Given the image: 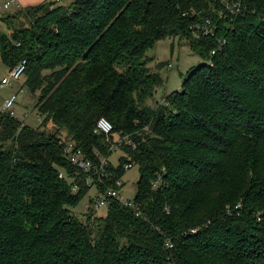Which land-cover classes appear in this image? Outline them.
<instances>
[{
	"label": "trees",
	"instance_id": "16d2710c",
	"mask_svg": "<svg viewBox=\"0 0 264 264\" xmlns=\"http://www.w3.org/2000/svg\"><path fill=\"white\" fill-rule=\"evenodd\" d=\"M223 1H54L0 14V58L10 69L27 61L43 117L38 128L0 117V264H264V0H242L238 15ZM169 37L203 65L155 109L147 54ZM101 118L110 136L96 133ZM121 134L130 144L113 166ZM68 144L97 170L108 160L103 183L67 160ZM127 164L140 171L133 206L111 199L105 217L72 214L93 188L122 191Z\"/></svg>",
	"mask_w": 264,
	"mask_h": 264
},
{
	"label": "rangeland",
	"instance_id": "374dc122",
	"mask_svg": "<svg viewBox=\"0 0 264 264\" xmlns=\"http://www.w3.org/2000/svg\"><path fill=\"white\" fill-rule=\"evenodd\" d=\"M54 1L56 2V0ZM72 1L73 0H66L68 5H70ZM62 2L63 4H66V2L64 3V0ZM14 8L16 10L23 9V7H20L17 3V5L9 10L1 8L0 14L4 15L6 13H12V11H15ZM18 20H20V18L16 19V22H18ZM1 29L5 33L7 32L5 25H1ZM147 60V68H149L152 74L159 80L160 85L157 88L154 97L147 100L145 104L155 109L160 106L159 102L165 96L182 89L185 78L188 76L191 69H197L203 65V60L200 56L197 54L195 55L191 49H189L187 42L182 38L180 39V37H169L157 43L156 47L148 52ZM9 71L10 68L7 67L0 58V82L8 76ZM25 82L26 77L24 76L20 82L14 83L13 87L0 89V100H5L13 95H18V101L15 106L17 119L25 125L32 128H38L43 121V117L36 109L37 97H35L30 92V89L25 86ZM47 127L48 130L54 131V126L52 124H49ZM62 137L66 138V132H63ZM123 155L121 149L115 150L110 157V163L113 166H117L119 164V159ZM139 177L140 171L138 166H133L126 171L125 175L122 177V182L124 184L123 190L121 191L122 200L130 202L134 201L137 195V183ZM98 197L99 195L96 188H93L81 203L71 210L72 214L85 221L87 215L92 209L95 216L105 217L108 212V207H98Z\"/></svg>",
	"mask_w": 264,
	"mask_h": 264
},
{
	"label": "built area",
	"instance_id": "2783aa9c",
	"mask_svg": "<svg viewBox=\"0 0 264 264\" xmlns=\"http://www.w3.org/2000/svg\"><path fill=\"white\" fill-rule=\"evenodd\" d=\"M56 2L61 3L62 0H56ZM225 5L227 7V10L230 12L231 15H238L241 13L243 9V1L242 0H224ZM18 0H0V9L4 8L6 10L11 9L13 6L17 5ZM211 31L205 28V35L210 34ZM171 67V66H170ZM27 71V61H22L19 64H17L15 67L11 68L9 71V74L7 77L2 79L0 82V89H3L5 87H13L14 83L20 82V80L25 76ZM22 92V90H21ZM18 101V95H13L5 100H0V117L9 115L12 118H17V115L15 113V106ZM161 103H164L162 101ZM114 131L113 125L105 118H101L97 123L96 133L97 134H104L106 136H110ZM123 144H130L128 137L124 136L122 137V134L120 137H117V142L112 145V151H115L117 149H120ZM65 155L67 160L75 167L81 169L86 174L91 175L95 174L98 178L99 183H103V180L105 177H107V174H105V170L107 167H109V162L106 158H102V162L100 165V170H97L95 168L94 164L91 160L87 159L84 153H82L81 150L76 151L74 149L73 144H68L65 148ZM133 164H127L125 166V170H129L132 168ZM60 177L63 178L64 175L60 174ZM93 179L94 177H90L87 181V184L89 186L93 185ZM158 182H155L154 186H158ZM118 188H123L124 184L122 182V179L117 182ZM123 190V189H122ZM77 192V188L74 190ZM111 199H117L121 203H123L126 206H133V202L130 201H124L121 199V191L119 190H109L107 194L99 195L97 205L98 207H108L109 202ZM195 233V231H193ZM169 245V243H168ZM170 246V245H169Z\"/></svg>",
	"mask_w": 264,
	"mask_h": 264
},
{
	"label": "crops",
	"instance_id": "0c3cea01",
	"mask_svg": "<svg viewBox=\"0 0 264 264\" xmlns=\"http://www.w3.org/2000/svg\"><path fill=\"white\" fill-rule=\"evenodd\" d=\"M51 3L54 2V0H18V4L20 7L26 8V7H31V6H37L40 5L42 3ZM66 2V0H64V3ZM74 2V0L71 2V4ZM64 5H68V2H66V4ZM17 8V7H16ZM15 9V8H14ZM13 9V10H14ZM16 10V9H15ZM13 12V11H12ZM163 100V99H162ZM162 100L159 102L161 103ZM160 105V104H159ZM153 108V107H152Z\"/></svg>",
	"mask_w": 264,
	"mask_h": 264
},
{
	"label": "water",
	"instance_id": "95a60500",
	"mask_svg": "<svg viewBox=\"0 0 264 264\" xmlns=\"http://www.w3.org/2000/svg\"><path fill=\"white\" fill-rule=\"evenodd\" d=\"M49 9H50V8H46V9H45V12L49 11ZM19 156H20V154L18 153V154H17V157H19Z\"/></svg>",
	"mask_w": 264,
	"mask_h": 264
}]
</instances>
